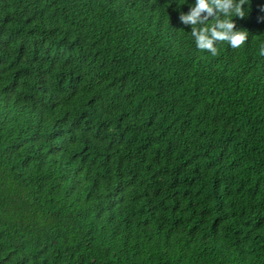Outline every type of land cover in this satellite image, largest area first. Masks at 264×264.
Returning a JSON list of instances; mask_svg holds the SVG:
<instances>
[{
    "label": "trees",
    "instance_id": "trees-1",
    "mask_svg": "<svg viewBox=\"0 0 264 264\" xmlns=\"http://www.w3.org/2000/svg\"><path fill=\"white\" fill-rule=\"evenodd\" d=\"M194 3L0 0V264H264V0Z\"/></svg>",
    "mask_w": 264,
    "mask_h": 264
},
{
    "label": "clouds",
    "instance_id": "clouds-1",
    "mask_svg": "<svg viewBox=\"0 0 264 264\" xmlns=\"http://www.w3.org/2000/svg\"><path fill=\"white\" fill-rule=\"evenodd\" d=\"M249 2L250 0H195L187 13L180 12L178 19L181 24L191 26L190 35L198 50L208 51L216 56L218 43L227 42L235 49L247 41L248 32L237 30L233 18L244 19L247 12L243 5ZM210 21L212 23L209 26ZM261 54L264 55V48L261 49Z\"/></svg>",
    "mask_w": 264,
    "mask_h": 264
}]
</instances>
